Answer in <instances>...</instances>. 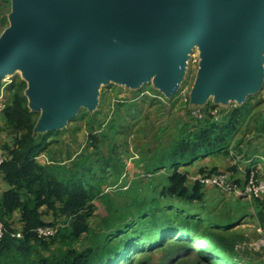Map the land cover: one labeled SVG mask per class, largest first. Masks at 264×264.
<instances>
[{
  "label": "trees",
  "instance_id": "1",
  "mask_svg": "<svg viewBox=\"0 0 264 264\" xmlns=\"http://www.w3.org/2000/svg\"><path fill=\"white\" fill-rule=\"evenodd\" d=\"M4 2L9 4V0ZM25 87L23 80L11 82L8 85L11 98L0 111L3 126L14 135L13 145L6 144L4 152L0 151L6 157L0 166V180L5 185L0 193V221L5 227L0 239V264H151L150 256L156 249L164 252L162 264H185L190 260L186 259L188 254L204 263L237 264L236 259L230 263L223 259H219V263L212 262L182 234L206 242L205 249L213 258L218 259L219 254L233 255V245L239 239L238 234L228 230L238 219L224 221L211 212H198L193 204L204 200L200 190L205 187L198 182L190 183L189 178L227 173L219 171L215 165L203 164L221 154H230L228 143L236 118H243L247 106L234 109L227 115L229 122L222 125L206 113L192 131L189 125L180 126L170 134L166 144L160 143L150 150L149 156H145L143 175L150 184L154 182L151 191L157 192V196L140 194L138 185L133 182L124 192L105 193L102 189L105 177L112 176L117 181L124 169L122 164L115 165L116 155L102 156L91 162L89 156L72 159L69 155L68 165L38 159L45 137L34 135L37 114L28 107ZM109 125L114 129L115 121H110ZM90 137L95 139L92 134ZM243 158H248L246 152ZM192 167H196V171L190 173ZM159 172H162L158 175L162 180L156 184ZM230 177L242 187L235 176ZM261 178L264 179V175ZM132 193L135 196L129 203H120L119 197L126 198ZM160 198H165L162 205ZM251 201L258 225L264 230L263 204L260 199ZM97 203L105 205L106 214L101 217L95 215ZM242 205L244 209L248 207L245 203ZM17 212L16 228L11 217ZM5 217L7 221L3 222ZM93 218L98 220L90 221ZM58 221H63L64 226L58 227ZM45 227L54 228L55 234L45 238L36 232ZM17 231L22 238L12 236ZM147 231L154 234L141 242L139 233ZM84 237L89 241L88 246L77 249L75 245ZM136 248V254L131 256L130 252Z\"/></svg>",
  "mask_w": 264,
  "mask_h": 264
},
{
  "label": "water",
  "instance_id": "2",
  "mask_svg": "<svg viewBox=\"0 0 264 264\" xmlns=\"http://www.w3.org/2000/svg\"><path fill=\"white\" fill-rule=\"evenodd\" d=\"M0 79L20 68L41 128L94 104L97 83L156 76L173 93L190 49L208 41L194 94L241 95L259 84L264 0H10ZM210 27V29H209ZM30 109V108H29Z\"/></svg>",
  "mask_w": 264,
  "mask_h": 264
},
{
  "label": "rangeland",
  "instance_id": "3",
  "mask_svg": "<svg viewBox=\"0 0 264 264\" xmlns=\"http://www.w3.org/2000/svg\"><path fill=\"white\" fill-rule=\"evenodd\" d=\"M11 12V1L9 0V4L6 5L4 0H0V37L11 24ZM207 55V39L196 43L190 49L183 63L181 79L173 93H168L156 76L143 80L118 79L110 75L103 77L97 83L94 104L91 107L80 106L73 116L60 122L59 128L55 130L40 127L42 110L30 106L28 102L30 110L37 114L34 135L37 138L45 137L43 150L38 159L44 162L53 160L58 163H66L69 155L72 156V159L78 156H89L91 162L102 156L116 155L115 165L122 164L124 169L117 181L112 176L105 177V185L102 186L104 192L112 193L118 190L124 192L133 182L138 185L140 194L157 196V192L151 191L155 186L154 182L150 184V180L143 175V164L145 156H149V151L160 143L166 144L170 134L175 133L176 128L180 126L189 125L192 131L193 127L207 116L206 113L211 116L214 122L222 125L229 122L227 115L234 109L247 106L245 107L246 111L244 109L243 118H236L231 140L228 143L230 154L228 156L221 154L214 160L208 159L203 165L208 167L215 165L220 169L219 171H226L229 176H235L240 183H243L250 172H257L258 176L263 177L264 49L258 63L259 84L255 90L241 95L225 93L218 86L212 88L205 96L194 94L201 66ZM16 79L25 82V94L27 90L25 75L20 68H12L5 77L0 79V111L11 98L8 85ZM125 105L127 106L125 107ZM112 120L115 121L114 129H111L109 125ZM101 133H104V136H101ZM91 134L95 136V139H91ZM13 143L14 135L10 134L3 126L0 112V151L3 153L4 145H13ZM244 152L247 153L248 158L246 159L243 158ZM252 154L258 156L249 158ZM68 164L67 162L66 165ZM232 167L236 169L232 170ZM195 169L196 167L190 168V173L196 171ZM247 170L250 172L247 173ZM161 174L162 172L156 174V184L162 180L158 176ZM190 183L193 181L190 180ZM3 190H5V185L1 182L0 193ZM200 191L203 193L204 200L195 201L193 204L198 212H211L212 215L222 219V211L226 207L240 220V213L236 211L239 204H236L235 201L243 202L244 200L235 199L230 195L226 196L213 188H202ZM133 196H135L134 193L127 195L126 198L125 196L119 197L120 203H129ZM160 200L161 205L164 204L165 198H160ZM260 200L263 204L261 206L264 207V195ZM247 202L251 203L252 201ZM95 206H97L95 211L97 217L106 214L103 203H97ZM7 218H3L2 221L6 222ZM97 220L98 218H93L90 221ZM11 221L16 224L17 228L18 212L12 215ZM57 226H64V222L58 221ZM237 229L233 231L237 232L236 238L239 239V242L233 245V255L219 254L217 255L218 259L213 258L207 252L206 242L201 239H193L191 235H182L184 239L193 244L197 251L205 254V257L212 259L214 263H219V259H223L226 263L236 259L237 264L248 262L264 264V230H259L257 218L253 220L252 217H249ZM153 234V231H147L145 234L140 232V241H145ZM88 243V239L84 237L75 246L77 249H82L87 247ZM136 252L137 248L133 249L130 255L133 256ZM163 257L164 252L161 249H156L151 253L150 262L151 264H162ZM189 258L190 260H188ZM186 259L188 261L185 264H209L202 262L199 258L197 260L190 254L186 255Z\"/></svg>",
  "mask_w": 264,
  "mask_h": 264
},
{
  "label": "built area",
  "instance_id": "4",
  "mask_svg": "<svg viewBox=\"0 0 264 264\" xmlns=\"http://www.w3.org/2000/svg\"><path fill=\"white\" fill-rule=\"evenodd\" d=\"M6 161V157L0 153V166ZM193 182H198L205 188L216 189L226 196H232L236 199L251 201L260 199L264 195V179L254 172H250L243 181L242 187H239L227 173H219L210 176H191ZM1 184V180H0ZM42 237H51L55 234V229L51 227L38 228L36 231ZM5 233V227L0 221V239ZM15 238H22V234L17 231L12 235Z\"/></svg>",
  "mask_w": 264,
  "mask_h": 264
},
{
  "label": "crops",
  "instance_id": "5",
  "mask_svg": "<svg viewBox=\"0 0 264 264\" xmlns=\"http://www.w3.org/2000/svg\"><path fill=\"white\" fill-rule=\"evenodd\" d=\"M235 203L239 204V205H237V206H239V208H243L240 212H238L239 208L238 207L236 208V211L238 213H240V220H239L238 216L232 214L230 209H227L226 207H224V210L222 211V220L225 221L226 219H238V223L236 225L232 226L231 228H229V230H228L229 233H234L233 230H238L237 228H239V226H241L243 222H246V220L249 217H252L253 220L256 219V212L251 207V204L249 202L244 200L243 202L242 201H235ZM243 203H245V206H248V207H246V209H244V207L242 206ZM260 229L261 228L259 227V230Z\"/></svg>",
  "mask_w": 264,
  "mask_h": 264
},
{
  "label": "bare ground",
  "instance_id": "6",
  "mask_svg": "<svg viewBox=\"0 0 264 264\" xmlns=\"http://www.w3.org/2000/svg\"><path fill=\"white\" fill-rule=\"evenodd\" d=\"M209 29H210V27H209ZM11 69H12V68H11ZM11 69H10V70H11ZM10 70H9V71H10ZM9 71H8V72H9Z\"/></svg>",
  "mask_w": 264,
  "mask_h": 264
}]
</instances>
